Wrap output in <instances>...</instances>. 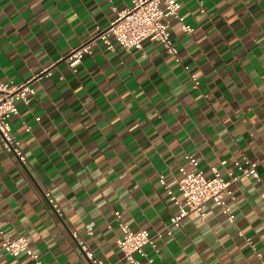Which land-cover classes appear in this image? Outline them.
<instances>
[{
	"label": "crops",
	"instance_id": "0c3cea01",
	"mask_svg": "<svg viewBox=\"0 0 264 264\" xmlns=\"http://www.w3.org/2000/svg\"><path fill=\"white\" fill-rule=\"evenodd\" d=\"M128 5L0 0V81L51 69L10 119L25 162L0 143V239L25 235L43 264H86L78 240L105 264H129L114 211L134 230L164 229L177 206L160 175L175 191L184 154L206 175L212 166L225 174L244 154L260 178L231 185L233 221L209 202L204 219L188 214L157 254L147 251L153 264H260L244 237L264 256V0H182L193 32L170 25L181 63L152 41L142 51L92 47L75 73L59 61L108 24L111 7ZM0 264L34 263L1 252Z\"/></svg>",
	"mask_w": 264,
	"mask_h": 264
},
{
	"label": "built area",
	"instance_id": "2783aa9c",
	"mask_svg": "<svg viewBox=\"0 0 264 264\" xmlns=\"http://www.w3.org/2000/svg\"><path fill=\"white\" fill-rule=\"evenodd\" d=\"M129 5L117 9L111 7L113 17L104 27L94 26L93 33L84 42L71 49L64 56L59 58L66 64L68 69L75 73L78 64L85 55L91 54L92 47L103 46L106 50H114L115 45L121 47L124 51L141 50L144 41L158 43L162 49L173 56L174 60L181 63L177 48L170 39V25L173 20L179 22L180 29L190 34L193 28L184 22L180 14L182 0H128ZM188 67L184 65V69ZM51 69H43L33 77L20 83L12 81H0V143L6 152L15 155L20 163H24L26 157L19 141L11 132L10 119L19 113L21 106H28L35 94L33 82L51 75ZM193 87H197L198 81L192 77ZM183 158L189 165L188 168L180 166L179 176L176 181V190L166 186L163 175L159 176V183L162 185L168 198L177 206V211L169 217V225L164 229L149 233L144 229H132L124 222L119 211H114V219L120 231L119 237L115 241L117 249L120 251L123 259L129 264H153L152 254L158 253L157 242L165 235H170V227H180L183 219L190 213H197L200 219L205 218L204 208L207 203H213L222 213H224L229 222H232L234 215L229 206V201L233 199L231 185L246 179L259 180L258 161H252L244 154L233 162V165L225 174H222L217 167H210V175L198 167L197 161L193 155L184 154ZM264 160V157H263ZM221 164H225L222 160ZM181 195V200L177 197ZM48 201L57 213L59 207L57 203L49 198ZM91 233V228L86 229ZM76 238V232L72 233ZM239 236L243 237L240 232ZM246 244L250 247L260 264H264V256L257 250L253 240L244 237ZM78 246L85 256L86 264H105L98 259L82 240H78ZM4 252L12 257L25 255L30 258L34 264H43L39 255L32 251L28 239L25 235L8 237L1 235L0 253Z\"/></svg>",
	"mask_w": 264,
	"mask_h": 264
}]
</instances>
